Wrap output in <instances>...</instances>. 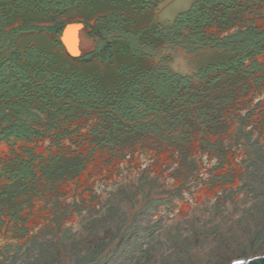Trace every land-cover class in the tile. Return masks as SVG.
<instances>
[{
  "label": "rangeland",
  "instance_id": "1",
  "mask_svg": "<svg viewBox=\"0 0 264 264\" xmlns=\"http://www.w3.org/2000/svg\"><path fill=\"white\" fill-rule=\"evenodd\" d=\"M201 1L161 0L144 10L127 0H82L49 18L31 13L8 29L80 22L98 30L97 20L116 12L126 20L124 33L141 31L140 54L125 51L124 33L104 36L113 53L108 63L71 60L58 35L45 30L18 35L15 48L35 46L54 56L53 69L90 75L103 85L118 81L124 67L194 77L234 55L214 49L189 53L154 33ZM230 17L233 27L222 31L214 25L208 34L264 30V0H244ZM76 34L91 48L81 46L72 57L96 50L97 34L79 26L65 33L71 48L78 45ZM7 57L8 51L0 53ZM254 63L257 68H251ZM245 66L248 74H224L212 88V96L220 89L234 92L223 126L209 131L197 123L177 145L124 134L131 129L113 127L99 113L77 110V117L64 121L56 116L60 101L35 102L32 112L40 120L28 121L43 136L0 142L7 147L0 151V264H231L264 255V54ZM194 84L206 88L199 80ZM51 123L56 129L49 130ZM23 163L33 173L28 181L13 176Z\"/></svg>",
  "mask_w": 264,
  "mask_h": 264
},
{
  "label": "trees",
  "instance_id": "2",
  "mask_svg": "<svg viewBox=\"0 0 264 264\" xmlns=\"http://www.w3.org/2000/svg\"><path fill=\"white\" fill-rule=\"evenodd\" d=\"M81 1L0 0V53L5 50L9 52V57L0 58V102L5 105L0 108V142L13 138L29 140L42 137V132L28 120L30 117L40 120L32 112L35 102L52 105V100L63 104L56 116L63 117L64 121L69 120L73 113L77 117V110L85 115L99 113L112 119L113 127L131 129L124 134L154 136L169 145L186 142L188 130L197 123L209 131L223 126V113L234 102V92H222L220 89L218 94L212 96V88L222 80L224 74H248L245 63L264 54V30L248 27L226 37L210 36L207 32L214 25H219L222 31L233 27L236 21L231 20L230 15L241 7L244 0H202L181 13L171 27L154 33L166 42L185 47L189 53L214 49L234 55L228 63L209 66L194 77H183L166 68L134 73L132 67H124L118 71V81L103 85L90 75L65 74L62 69H53L54 56L35 46L28 47L24 52L15 48L16 37L22 33L45 30L59 36L64 25L41 28L24 24L8 29L14 21L31 13H38L43 18L60 15ZM109 1L112 4L120 2ZM127 1L148 10L161 0ZM97 25L98 30L87 25L92 35L97 34L99 39L96 50L83 58L69 57L71 60L97 57L99 61L108 63L113 59L110 43L104 36L124 33L126 20L122 14L115 12L100 17ZM140 33H124L129 37V46L125 51L130 49L136 55L141 53ZM57 44L62 48L59 41ZM252 67L257 68V65L254 63ZM196 80L205 84L207 89L204 85H195ZM48 127L54 130L57 124L51 123ZM13 176L28 181L33 173L23 163Z\"/></svg>",
  "mask_w": 264,
  "mask_h": 264
},
{
  "label": "water",
  "instance_id": "3",
  "mask_svg": "<svg viewBox=\"0 0 264 264\" xmlns=\"http://www.w3.org/2000/svg\"><path fill=\"white\" fill-rule=\"evenodd\" d=\"M78 25H82V26H85V27L88 28V26L86 24H83V23H80V22L65 24L63 26L62 30H61V34L58 36V41L62 45V48H63L65 54L68 57L73 58V59H77V58H74V57H72L70 55V53H69V51L67 49V45L63 41V39H64L65 33H66V31H67V29L69 27L78 26ZM88 31H89V28H88ZM231 264H264V255L255 256V257H251V258H248V259H240V260L232 262Z\"/></svg>",
  "mask_w": 264,
  "mask_h": 264
},
{
  "label": "bare ground",
  "instance_id": "4",
  "mask_svg": "<svg viewBox=\"0 0 264 264\" xmlns=\"http://www.w3.org/2000/svg\"><path fill=\"white\" fill-rule=\"evenodd\" d=\"M79 27H85V26H82V25H78ZM78 26H72V27H69V28H74V27H78ZM68 28V29H69ZM87 30H88V28H87ZM85 32H83L82 34L85 36V34H84ZM63 41H64V39H63ZM77 41H78V45L77 44H75V46H73L72 48L69 46V42H68V39H65V43H66V45H67V49H68V51H69V53H70V55L72 54V53H78V50L81 48V46H83V47H89V48H91V45L88 43V42H86L85 40H84V38H82V35L80 34V35H78V38H77ZM88 55V54H87ZM72 56V55H71ZM1 150H7V147L6 146H3V147H1L0 148V151ZM237 261V260H236Z\"/></svg>",
  "mask_w": 264,
  "mask_h": 264
},
{
  "label": "crops",
  "instance_id": "5",
  "mask_svg": "<svg viewBox=\"0 0 264 264\" xmlns=\"http://www.w3.org/2000/svg\"><path fill=\"white\" fill-rule=\"evenodd\" d=\"M78 34H76V37H77ZM76 44V43H75Z\"/></svg>",
  "mask_w": 264,
  "mask_h": 264
}]
</instances>
